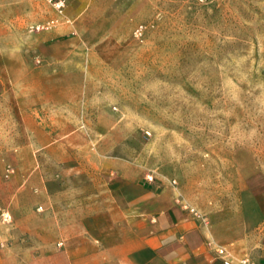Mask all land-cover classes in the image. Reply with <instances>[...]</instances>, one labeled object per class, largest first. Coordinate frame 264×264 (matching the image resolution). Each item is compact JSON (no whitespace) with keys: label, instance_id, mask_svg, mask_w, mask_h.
I'll list each match as a JSON object with an SVG mask.
<instances>
[{"label":"rangeland","instance_id":"obj_1","mask_svg":"<svg viewBox=\"0 0 264 264\" xmlns=\"http://www.w3.org/2000/svg\"><path fill=\"white\" fill-rule=\"evenodd\" d=\"M4 3L1 246L16 220L20 238L30 224L58 248L76 237L94 164L110 157L209 219L264 191V0H67L62 16L46 0Z\"/></svg>","mask_w":264,"mask_h":264},{"label":"crops","instance_id":"obj_2","mask_svg":"<svg viewBox=\"0 0 264 264\" xmlns=\"http://www.w3.org/2000/svg\"><path fill=\"white\" fill-rule=\"evenodd\" d=\"M5 6L0 0V15ZM94 166L99 185L93 199L76 209L78 220L71 224L76 237L65 238L58 248L50 239L38 238V228L30 224L34 236L20 238L25 227L16 220L15 239L0 245V264H225V258L240 264L242 257L264 264L260 188L244 193L234 216L214 220L188 207L172 183L148 179L149 172L137 161L110 157Z\"/></svg>","mask_w":264,"mask_h":264},{"label":"built area","instance_id":"obj_3","mask_svg":"<svg viewBox=\"0 0 264 264\" xmlns=\"http://www.w3.org/2000/svg\"><path fill=\"white\" fill-rule=\"evenodd\" d=\"M46 1L54 6V8L57 10L60 16L64 15V11L67 5V0H46ZM56 21L57 18H53L50 20L51 24H53ZM153 178H154L153 174H148V179L152 180ZM10 221H11L10 211L0 207V235L2 234L1 223L10 222ZM1 244L4 245V242H2ZM224 262L225 264H236L233 260L227 258L224 259ZM240 264H256V263L252 261L250 258L242 257L240 259Z\"/></svg>","mask_w":264,"mask_h":264}]
</instances>
